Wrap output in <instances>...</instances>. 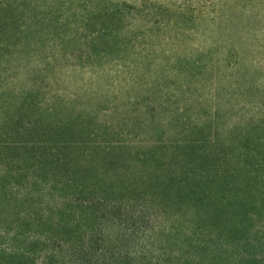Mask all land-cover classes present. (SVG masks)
I'll use <instances>...</instances> for the list:
<instances>
[{"label": "rangeland", "instance_id": "rangeland-1", "mask_svg": "<svg viewBox=\"0 0 264 264\" xmlns=\"http://www.w3.org/2000/svg\"><path fill=\"white\" fill-rule=\"evenodd\" d=\"M125 1L117 47L101 20L58 61L0 47V89L43 108L23 140L64 142L16 152L41 158L0 197V264H264V0Z\"/></svg>", "mask_w": 264, "mask_h": 264}, {"label": "trees", "instance_id": "trees-1", "mask_svg": "<svg viewBox=\"0 0 264 264\" xmlns=\"http://www.w3.org/2000/svg\"><path fill=\"white\" fill-rule=\"evenodd\" d=\"M135 3L125 0H0V34H3L5 38L4 41L0 39V47L15 48L13 51L20 55L28 53L31 49L41 51V48L46 47L55 52V56H49L53 61H58L56 55L65 59V57H71V54L65 53L73 50L77 45L74 36L83 31L82 25L92 20H101L102 25L97 31L101 37L97 35L92 38L91 44L96 39H104L106 45L110 43L108 46L117 47L121 42L117 36L120 29L115 28L113 24L130 16L135 11ZM44 59L48 60V58ZM16 60L19 58L12 56L11 60L8 58L4 65L11 69L12 62ZM100 73L103 75L105 72ZM18 86L21 87L20 84ZM5 88L7 90L0 89V197L9 196L11 191H16L13 187H17V180L25 176L23 173L26 168L22 165L24 160L32 161L41 158L37 154L29 158L17 156L15 155L17 151L26 150L25 148L31 145L33 146L31 149L43 148L52 158H56L54 156L58 147L64 143L55 138L54 141L45 140V142L23 140L24 132L31 133L34 129L37 130L32 126L41 119L38 111L43 108H38L35 114L36 119L25 121L22 118L24 114L21 115L22 108L27 99L35 95L31 93V90L24 92L25 89L20 88L21 94L18 98L10 97L8 95L14 91V86L8 84ZM44 111H47V114L54 113L51 107H47ZM50 120L54 121L53 118ZM61 120L63 119L55 122ZM65 146L67 148L68 144ZM14 194L18 195V192Z\"/></svg>", "mask_w": 264, "mask_h": 264}]
</instances>
